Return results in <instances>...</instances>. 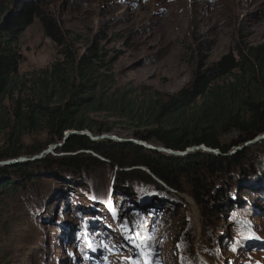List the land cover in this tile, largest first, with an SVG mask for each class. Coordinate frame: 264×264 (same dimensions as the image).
Wrapping results in <instances>:
<instances>
[{"label": "rangeland", "instance_id": "rangeland-1", "mask_svg": "<svg viewBox=\"0 0 264 264\" xmlns=\"http://www.w3.org/2000/svg\"><path fill=\"white\" fill-rule=\"evenodd\" d=\"M45 8L82 53L97 43L113 61L109 99L128 93L140 102L151 90L176 94L199 69L238 45L264 43V0H46ZM16 49L22 56V81L60 58L38 20ZM21 97L19 89L11 91L2 103L0 155ZM116 111L93 115L113 127L112 133L95 137L145 146L133 139L137 125L119 107ZM235 137L222 140L228 144ZM48 141L46 133L23 136L27 147ZM250 168L257 173L244 189L233 184L224 221L206 217L190 196L188 180L184 193L177 194L150 182L125 181L107 166L81 173L55 167L42 174L40 196L29 194L28 203L25 196L0 190V264H264V181L255 184L263 178L264 150L236 174ZM210 181L223 182L217 175ZM207 223L213 226V243L207 239Z\"/></svg>", "mask_w": 264, "mask_h": 264}, {"label": "trees", "instance_id": "trees-1", "mask_svg": "<svg viewBox=\"0 0 264 264\" xmlns=\"http://www.w3.org/2000/svg\"><path fill=\"white\" fill-rule=\"evenodd\" d=\"M45 5L46 0H0V109L11 91L19 89L23 94L8 125L11 132L7 146L0 155V163L13 162L0 167L3 194L25 196L28 203L29 194L40 196L42 174L54 172L55 167L81 173L107 166L116 168L125 181L142 180L177 194L184 193L182 184L188 180L193 187L190 196L206 217L226 221L233 184L244 189L242 185L250 186V179L257 173L250 168L237 175V170L264 150L261 141L233 152L264 134V43L238 45L219 61L199 69L176 94L151 90L140 102L128 93L109 99L113 61L97 43L82 53ZM36 20L56 45L60 58L49 69L22 81L18 79L22 56L16 45ZM117 107L122 116L137 125L133 134L136 141L181 153L202 146L210 151L198 149L186 156H172L129 141H93L71 135L58 149L71 155L15 163L38 155L51 144L62 143L69 131L89 132L93 137L112 133L113 127L93 115L117 112ZM35 133H46L48 143L38 148L25 146L23 136ZM232 133L235 139L224 143L222 139ZM213 175L223 181L221 185L210 181ZM261 175L256 185L264 181V171ZM211 225L207 223L206 230L208 242L213 243ZM202 254L209 258L204 251Z\"/></svg>", "mask_w": 264, "mask_h": 264}, {"label": "water", "instance_id": "water-1", "mask_svg": "<svg viewBox=\"0 0 264 264\" xmlns=\"http://www.w3.org/2000/svg\"><path fill=\"white\" fill-rule=\"evenodd\" d=\"M71 135H83V136H87V137H89L93 141H99V140H103L104 139L102 137H93L89 132L78 133V132H75V131H69V132H66L65 133V135H64V141L62 143L51 144V145L47 146V148L44 149L42 152H40L38 155H35V156L31 157V158H26V157L20 158L15 163L38 161V160H41V159H43L44 157H46L48 155L54 154V152L56 154H58L59 156H61V157H64V156H67V155H71V154H66V153L58 152V149H60V148H62L64 146L66 139L69 136H71ZM108 139H110V138H108ZM261 141H264V134L256 137L252 141H249V142L245 143L241 147H236L233 150V152H236V151L242 150L244 148H247L249 146L255 145V144H257V143H259ZM148 149L157 150L159 152H163V153H166V154H169V155H172V156H186L188 153H191V152H193L195 150H198V149H202L204 151H210V150L206 149V147H204V146L199 147V148L188 149V150H186L185 152H182V153L181 152H174V151H171V150L166 149V148H157V149H154V148L148 147ZM7 163H8L7 165H10L13 162H7ZM2 164L6 165L5 163H2ZM130 170H132V169H130ZM130 170H128V171H130ZM141 170L145 171L144 169H141Z\"/></svg>", "mask_w": 264, "mask_h": 264}, {"label": "bare ground", "instance_id": "bare-ground-1", "mask_svg": "<svg viewBox=\"0 0 264 264\" xmlns=\"http://www.w3.org/2000/svg\"><path fill=\"white\" fill-rule=\"evenodd\" d=\"M146 146H149V144L148 145H146ZM150 148H152L151 146H149Z\"/></svg>", "mask_w": 264, "mask_h": 264}]
</instances>
